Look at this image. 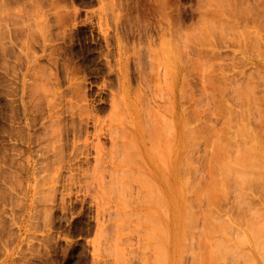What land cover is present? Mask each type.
I'll return each mask as SVG.
<instances>
[{"label":"rangeland","instance_id":"rangeland-1","mask_svg":"<svg viewBox=\"0 0 264 264\" xmlns=\"http://www.w3.org/2000/svg\"><path fill=\"white\" fill-rule=\"evenodd\" d=\"M174 155L182 213L153 166ZM246 217L264 222V0H0V264H264Z\"/></svg>","mask_w":264,"mask_h":264},{"label":"bare ground","instance_id":"bare-ground-1","mask_svg":"<svg viewBox=\"0 0 264 264\" xmlns=\"http://www.w3.org/2000/svg\"><path fill=\"white\" fill-rule=\"evenodd\" d=\"M237 24V23H236ZM165 50L168 52L167 53V56L170 58V57H172V56H174V54H175V51L173 50V49H168V47L166 46L165 47ZM174 70V67H170V71L172 72ZM245 88V87H244ZM240 90V89H239ZM249 90V89H248ZM241 91V90H240ZM239 91V92H240ZM252 91V90H251ZM236 92H238V90L236 91ZM238 92V93H239ZM247 92V91H246ZM246 92H244V95L246 96V97H248V94L246 93ZM243 94V93H242ZM241 96V95H240ZM249 96H251V93H249ZM158 133L157 134H160L159 133V131H157ZM243 132V131H242ZM245 132V131H244ZM156 134V135H157ZM154 135H155V133H154ZM157 137H158V135H157ZM188 137H190V132L188 131V132H186V138H188ZM154 138H156V137H154ZM170 142V141H169ZM168 142V143H169ZM156 143V142H155ZM160 143V142H159ZM156 144H158V143H156ZM178 144H182V143H178ZM155 145V144H154ZM168 145V147H167V149H168V151H166V149L164 150V149H161V146H159L158 147V145H157V148H159L158 150H162V151H160V153L162 152V154L160 155V156H162V155H164V153H168L169 151H170V149H171V143H169V144H167ZM166 146V145H165ZM175 146V145H174ZM155 147H156V145H155ZM135 149V148H134ZM249 149H251V148H249ZM157 151V150H156ZM166 151V152H165ZM251 151H253V153H254V151H255V149H253V150H251ZM250 152V151H249ZM248 152H246V154H247ZM253 153H252V155H253ZM157 154V153H156ZM155 154V155H156ZM174 154V153H173ZM245 155V154H244ZM250 155H251V153H250ZM181 156H182V150H181V148L176 152V157H177V160L179 161V159L181 158ZM236 156V155H235ZM241 156H243V155H241ZM237 157V161L239 160L240 161V159L242 158V157ZM243 159L245 160V157L243 156ZM243 159H241V160H243ZM153 160V159H152ZM228 160H230V159H228ZM244 160L242 161V163H245L244 162ZM178 161L177 162H175V155H174V162L175 163H172V164H168V166L169 167H167V168H165L166 170H169V174H170V177L167 179H164V175H162V172H161V170H162V167H164L165 165H164V163L162 162V163H160V164H153V166L155 167V173H157L158 174V176H159V179L163 182H167L166 183V187H168V191H169V198H171V199H173V200H171V201H173V202H171V204L172 205H176L177 206V209H178V211L180 212V213H182L183 211H185V209H187L186 207V204H184L183 206L181 205V203H182V200H181V192L180 191H178V190H175L174 188H173V186H174V182H175V175H174V170H175V166L177 167V165H178ZM219 161H220V168H218L217 170L219 171V173L221 174V173H223L224 174V176L225 175H227L229 178H231V176H236L237 177V174L235 173V171H232L231 170V168H230V165H229V162L227 161V159L225 160L224 159V157H222V158H220V159H218V161H217V163H219ZM258 162H259V159L257 160ZM153 162V161H152ZM231 162V161H230ZM162 164V165H161ZM56 172V171H55ZM235 173V174H234ZM238 173V172H237ZM244 175V173H241V175ZM253 177V174H252V176H250L249 177V180L251 179ZM216 178V177H215ZM244 179V181L246 182L247 181V179L246 178H243ZM246 179V180H245ZM54 180V179H53ZM216 180H217V178L216 179H214V181L216 182ZM148 180H145L144 181V183H145V186H146V182H147ZM243 181V180H242ZM243 181V182H244ZM254 181L256 182V180L254 179ZM254 181H252L251 182V184H254L253 182ZM150 182V181H149ZM215 182H213V180H212V183L213 184H215ZM247 183H249V182H247ZM148 185V184H147ZM153 187H154V182H153V185H152ZM151 185H150V183H149V185L148 186H146V187H152ZM212 187H214L218 192H220V193H222V190L220 189V184H219V182H217V184L215 185V186H212ZM154 188H156V190H157V187L155 186ZM158 190H157V192H154L153 194H151L152 196H154V194H155V196H156V198H154V199H156V200H158L159 201V199H160V195L161 194H158ZM156 193L158 194V196L156 195ZM223 193H224V190H223ZM150 195V196H151ZM166 195V194H165ZM159 197V198H158ZM166 197H168V195H166ZM155 200V201H156ZM148 202L147 203H149V200H147ZM154 201V200H153ZM158 201H156V202H158ZM156 204V203H155ZM159 204L157 203V206H158ZM244 229H243V232H244V236L242 237V238H240V236H239V239H241V242L242 243H246V241H248L249 243H258L257 241H256V239H263V242H264V222H262V223H255L254 221H251V219H250V217H246L245 218V220H244ZM240 229V228H239ZM242 230V229H241ZM248 231V234L246 233ZM158 232L159 233H161V235H159L158 233H157V231H156V229L155 230H153L152 232H151V234L152 235H154V237L153 238H157V239H161L164 235H167V233H168V231L166 230V229H164V230H162V231H159L158 230ZM150 234V235H151ZM152 235H151V237H152ZM163 235V236H162ZM215 246H216V251L218 250V253H224L225 251H226V248H225V246H224V242H221L220 240H218L217 239V241H216V244H215ZM213 255H214V257L216 256V254H215V251H213Z\"/></svg>","mask_w":264,"mask_h":264}]
</instances>
